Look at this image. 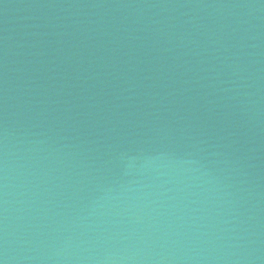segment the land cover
<instances>
[{"label":"water","instance_id":"95a60500","mask_svg":"<svg viewBox=\"0 0 264 264\" xmlns=\"http://www.w3.org/2000/svg\"><path fill=\"white\" fill-rule=\"evenodd\" d=\"M0 264H264V0H0Z\"/></svg>","mask_w":264,"mask_h":264}]
</instances>
